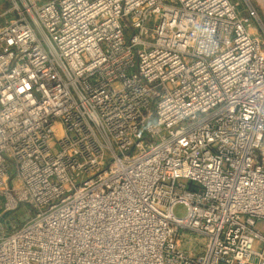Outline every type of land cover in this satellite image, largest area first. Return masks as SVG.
<instances>
[{
	"label": "built area",
	"instance_id": "2783aa9c",
	"mask_svg": "<svg viewBox=\"0 0 264 264\" xmlns=\"http://www.w3.org/2000/svg\"><path fill=\"white\" fill-rule=\"evenodd\" d=\"M3 1L0 264H264L254 3Z\"/></svg>",
	"mask_w": 264,
	"mask_h": 264
},
{
	"label": "rangeland",
	"instance_id": "374dc122",
	"mask_svg": "<svg viewBox=\"0 0 264 264\" xmlns=\"http://www.w3.org/2000/svg\"><path fill=\"white\" fill-rule=\"evenodd\" d=\"M232 1H237L239 3L238 5V9L239 10H244V2L243 0H232ZM257 10V13L259 14V16L262 18L263 22H264V7L261 3H258V0H251ZM0 5L3 6L4 5V1L0 0ZM257 35L260 38H264L263 34L259 31L257 33ZM1 205H2V199H0V226H3V233H10L13 230L12 225L13 224H17L20 225L23 222V219L27 216L26 215V209L27 207L25 205H22L21 207H19L18 209L8 212V213H2L1 211ZM187 208L186 206H184L183 204H177L174 208H173V213L176 216L179 217H183L186 214ZM6 221H9V223H6ZM15 221V222H14ZM255 228L260 230V231H264V219L262 218H258L255 221ZM183 237H184V244H183V248L186 249H196L197 247H199L201 245V243L204 242V239L194 233H190L187 231L183 232ZM191 238L190 242H187V238Z\"/></svg>",
	"mask_w": 264,
	"mask_h": 264
}]
</instances>
